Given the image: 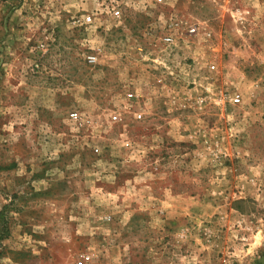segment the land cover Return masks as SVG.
<instances>
[{
    "label": "rangeland",
    "instance_id": "obj_1",
    "mask_svg": "<svg viewBox=\"0 0 264 264\" xmlns=\"http://www.w3.org/2000/svg\"><path fill=\"white\" fill-rule=\"evenodd\" d=\"M110 1L0 0V264H264V0Z\"/></svg>",
    "mask_w": 264,
    "mask_h": 264
},
{
    "label": "built area",
    "instance_id": "obj_2",
    "mask_svg": "<svg viewBox=\"0 0 264 264\" xmlns=\"http://www.w3.org/2000/svg\"><path fill=\"white\" fill-rule=\"evenodd\" d=\"M121 3V2H120ZM109 11H110V15L113 19L118 20L122 17V10L121 7L119 6V2L116 0H111L109 2ZM106 9H108V7H106ZM101 12H99L98 10H96V12L91 16H87L84 20V24H90L92 23L96 18L100 17ZM183 22L181 20H178L175 17H169L168 21L166 22V24L163 25V28L166 30V32L164 33V35L161 38V42L166 45V46H175L176 41L178 39V34L180 33V30L183 28ZM185 30L188 34L193 35L196 33L197 31V27L196 26H187L185 27ZM89 63H93L94 62V58L91 56L88 59ZM128 98L132 97V94H128L127 95ZM233 104H237L239 103V99L235 98L232 101ZM70 119L71 120H77L79 118L77 113H73L70 114ZM141 115H137V119H140ZM88 257L83 258V263L85 261H88Z\"/></svg>",
    "mask_w": 264,
    "mask_h": 264
}]
</instances>
